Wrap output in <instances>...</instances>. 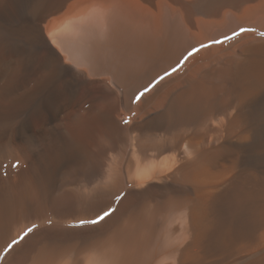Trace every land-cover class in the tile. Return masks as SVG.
<instances>
[{
    "label": "bare ground",
    "instance_id": "bare-ground-1",
    "mask_svg": "<svg viewBox=\"0 0 264 264\" xmlns=\"http://www.w3.org/2000/svg\"><path fill=\"white\" fill-rule=\"evenodd\" d=\"M0 264H264V0H0Z\"/></svg>",
    "mask_w": 264,
    "mask_h": 264
},
{
    "label": "rangeland",
    "instance_id": "rangeland-1",
    "mask_svg": "<svg viewBox=\"0 0 264 264\" xmlns=\"http://www.w3.org/2000/svg\"><path fill=\"white\" fill-rule=\"evenodd\" d=\"M45 35L52 42V37H51L50 33H48L46 30H45ZM56 41H55V44L59 48V50L61 51V54L63 55L64 60L67 61L68 63H70V61L67 60V56L75 54L77 41L73 38V36L62 37L60 39H56ZM75 67H77V66H75Z\"/></svg>",
    "mask_w": 264,
    "mask_h": 264
},
{
    "label": "snow or ice",
    "instance_id": "snow-or-ice-1",
    "mask_svg": "<svg viewBox=\"0 0 264 264\" xmlns=\"http://www.w3.org/2000/svg\"><path fill=\"white\" fill-rule=\"evenodd\" d=\"M112 211H113V210L105 211V212H103V214L100 215L96 220L89 221V222H90V223H99V222L102 221L105 217L111 215V212H112ZM82 223H84V222H82ZM28 231H31V229H29ZM25 235H27V233H25ZM21 238H22V237H21ZM13 243H17V241H13ZM9 247H11V245H10Z\"/></svg>",
    "mask_w": 264,
    "mask_h": 264
}]
</instances>
